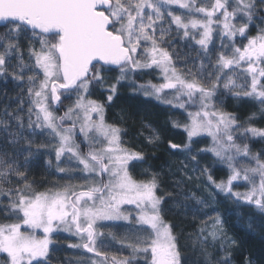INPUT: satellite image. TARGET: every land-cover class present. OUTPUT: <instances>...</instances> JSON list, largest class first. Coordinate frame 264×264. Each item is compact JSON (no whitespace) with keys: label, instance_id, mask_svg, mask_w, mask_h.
I'll use <instances>...</instances> for the list:
<instances>
[{"label":"snow or ice","instance_id":"obj_1","mask_svg":"<svg viewBox=\"0 0 264 264\" xmlns=\"http://www.w3.org/2000/svg\"><path fill=\"white\" fill-rule=\"evenodd\" d=\"M0 85V264H51L60 233L78 250L64 264H264L213 207L264 233V0H0ZM125 89L182 115L183 142L142 123L130 145L138 113L107 120Z\"/></svg>","mask_w":264,"mask_h":264},{"label":"trees","instance_id":"obj_2","mask_svg":"<svg viewBox=\"0 0 264 264\" xmlns=\"http://www.w3.org/2000/svg\"><path fill=\"white\" fill-rule=\"evenodd\" d=\"M147 80H153L155 78L152 76H143L139 78V82L143 83ZM4 89L0 85V96H2ZM9 95L14 96V91L9 88ZM4 101L0 99V104ZM121 109H126L130 113H138L134 116V122L130 121L126 126L128 127L127 139L128 143L132 146H139L143 137L139 135L142 123H151L155 127L162 130V135L165 138H170L176 143H182L184 137L182 135L176 134L177 130L171 129L168 125L170 119L183 120L184 117L179 113H173L171 110L166 109L162 105H158L156 101L150 100L146 102V98L139 95H133V93L125 89L123 93V99L119 102V105L115 108H111L107 115V120L111 122L119 123V117L121 115ZM260 145H256L258 149ZM162 156L160 163L164 161L169 162L173 169L179 168L181 165V157L169 155L167 151L158 153ZM211 161H209L210 163ZM219 167V166H218ZM215 171V169L213 170ZM36 179L38 182H52L57 181L55 175H49L42 165L40 168L35 170ZM218 178L223 179L225 176L224 171L216 172ZM63 183V181H60ZM165 192L170 188V183L168 178L165 177ZM188 190L197 193L200 197L203 195H209V190H206L203 185L199 182H192L188 185ZM244 191V188L238 189ZM204 195V198H206ZM214 208H217L222 214L225 223V228L229 234L241 242V248L244 254L252 257H258L262 252H264V233L259 231L260 226V214L255 211H250L249 209H243L239 214L236 213V206L232 205L230 201L226 200L223 196H217ZM211 208L207 211L211 212ZM166 218L171 222L178 224L180 228L186 231H195L196 227L200 224V218L193 220L190 217H183L177 215L175 212L167 213ZM250 223L252 227H250ZM58 242L56 245L57 251L52 254L51 264H64L67 260H75L77 258L76 253L78 250L70 249L67 247L69 243H74L75 238L71 237L67 233L58 234ZM114 247H118L115 245ZM90 255V254H87ZM191 255V253H189ZM233 259L235 264H241V252H234Z\"/></svg>","mask_w":264,"mask_h":264},{"label":"rangeland","instance_id":"obj_3","mask_svg":"<svg viewBox=\"0 0 264 264\" xmlns=\"http://www.w3.org/2000/svg\"><path fill=\"white\" fill-rule=\"evenodd\" d=\"M204 195H205V194H204ZM204 195H203V198H204ZM205 197H206L205 199H207V198L209 197V195H208V196L205 195ZM226 200H227V199H226ZM228 201H229V200H228ZM230 202H231V201H230ZM231 204L234 205L232 202H231ZM213 207H215V206L213 205ZM211 209H212V208H211ZM211 211H212V210H211ZM221 215H222V214H221ZM222 217H223V216H222Z\"/></svg>","mask_w":264,"mask_h":264}]
</instances>
